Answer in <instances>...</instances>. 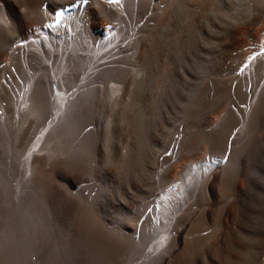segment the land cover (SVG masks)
Here are the masks:
<instances>
[{"label": "bare ground", "instance_id": "bare-ground-1", "mask_svg": "<svg viewBox=\"0 0 264 264\" xmlns=\"http://www.w3.org/2000/svg\"><path fill=\"white\" fill-rule=\"evenodd\" d=\"M61 245L264 264V0H0V264Z\"/></svg>", "mask_w": 264, "mask_h": 264}, {"label": "rangeland", "instance_id": "rangeland-1", "mask_svg": "<svg viewBox=\"0 0 264 264\" xmlns=\"http://www.w3.org/2000/svg\"><path fill=\"white\" fill-rule=\"evenodd\" d=\"M14 182V181H13ZM13 182H12V184H13ZM12 184H11V190H10V192H13L12 191ZM16 196H13V199L15 198ZM9 200V207L11 208L9 211H11V212H9V215L10 214H12L13 213V208L14 207H16V203H17V201L16 200ZM8 201V200H7ZM13 204V205H12ZM15 204V205H14ZM12 205V206H11ZM57 253V254H56ZM55 253V255H53V257L54 258H50V259H52V262H51V260H50V263L51 264H65V258H64V248H63V245H61L59 248H58V250H57V252ZM256 254H254L253 253V256L252 255H250L249 254V256L247 257L248 258V260L249 261H251V262H249L248 260V262L249 263H247V264H255L256 262H255V258H256ZM251 258V259H250ZM252 258H254L253 260H252ZM37 261H39V259L37 260ZM35 262V257L34 256H32L29 260H27V263H25V264H39L40 263V261L39 262ZM43 261H44V264H50L49 263V260H47V258H44L43 259ZM43 261H42V264H43Z\"/></svg>", "mask_w": 264, "mask_h": 264}]
</instances>
